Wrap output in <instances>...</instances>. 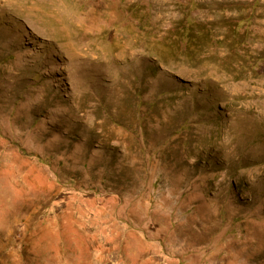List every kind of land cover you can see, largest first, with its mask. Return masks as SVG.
Listing matches in <instances>:
<instances>
[{
    "label": "rangeland",
    "instance_id": "rangeland-1",
    "mask_svg": "<svg viewBox=\"0 0 264 264\" xmlns=\"http://www.w3.org/2000/svg\"><path fill=\"white\" fill-rule=\"evenodd\" d=\"M0 264H264V0H0Z\"/></svg>",
    "mask_w": 264,
    "mask_h": 264
}]
</instances>
